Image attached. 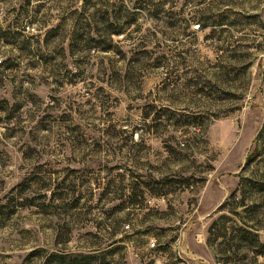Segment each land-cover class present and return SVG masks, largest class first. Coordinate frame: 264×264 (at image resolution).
<instances>
[{"label": "rangeland", "instance_id": "obj_1", "mask_svg": "<svg viewBox=\"0 0 264 264\" xmlns=\"http://www.w3.org/2000/svg\"><path fill=\"white\" fill-rule=\"evenodd\" d=\"M0 61V264H264V0H0Z\"/></svg>", "mask_w": 264, "mask_h": 264}, {"label": "trees", "instance_id": "obj_2", "mask_svg": "<svg viewBox=\"0 0 264 264\" xmlns=\"http://www.w3.org/2000/svg\"><path fill=\"white\" fill-rule=\"evenodd\" d=\"M200 26V25H199ZM207 26L206 23L202 24V27ZM261 137L263 136V133H260ZM257 145L255 146V150H257ZM257 187H261V183L257 182ZM242 238L246 241H248L250 244H255V252L256 254H264V244L259 242L257 235L255 233H252L251 231L245 230L243 228H240ZM252 246V245H251ZM90 257L89 255L84 254H74V255H58L53 254L51 256L52 260H59L60 264H90Z\"/></svg>", "mask_w": 264, "mask_h": 264}, {"label": "built area", "instance_id": "obj_3", "mask_svg": "<svg viewBox=\"0 0 264 264\" xmlns=\"http://www.w3.org/2000/svg\"><path fill=\"white\" fill-rule=\"evenodd\" d=\"M199 25H195L194 28L197 29ZM1 62V61H0Z\"/></svg>", "mask_w": 264, "mask_h": 264}]
</instances>
